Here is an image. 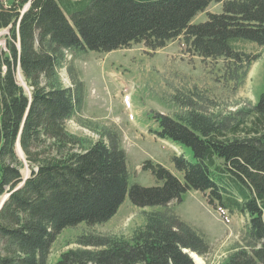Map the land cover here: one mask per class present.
Returning a JSON list of instances; mask_svg holds the SVG:
<instances>
[{"label": "trees", "instance_id": "obj_1", "mask_svg": "<svg viewBox=\"0 0 264 264\" xmlns=\"http://www.w3.org/2000/svg\"><path fill=\"white\" fill-rule=\"evenodd\" d=\"M211 3L221 12L191 23ZM0 0V8H2ZM27 4L0 54V264H47L56 236L79 223L109 220L126 194L137 207H166L187 190L213 210L247 216L245 245L220 264H264V83L256 102L223 119L189 110L155 113L158 138L189 154H173L175 172L143 162L159 184L128 186L126 155L115 136L85 144L65 122L80 104L60 85L63 51L109 52L142 43L162 48L183 35L201 58L239 59L236 43L264 45V0H19ZM14 26V27H13ZM9 30V28H8ZM247 59V64L252 62ZM2 66L4 69L2 70ZM19 66L28 90L17 83ZM19 141L24 159L16 152ZM27 164L29 175L21 169ZM130 238L81 235L53 264H195L205 239L169 211H151Z\"/></svg>", "mask_w": 264, "mask_h": 264}, {"label": "rangeland", "instance_id": "obj_2", "mask_svg": "<svg viewBox=\"0 0 264 264\" xmlns=\"http://www.w3.org/2000/svg\"><path fill=\"white\" fill-rule=\"evenodd\" d=\"M18 1L2 0L0 45L5 40L6 48L0 46V54L8 51L7 40L14 39L8 24L15 25L17 17L27 7L26 4L16 9ZM220 12L221 4L211 3L194 16L191 23L204 22L207 13ZM8 28V35L2 37ZM235 48L239 59L233 62L193 54L183 35L156 50L142 43L109 52L65 50L57 63L59 82L74 90L80 99L79 106L65 122L66 130L81 138L84 147L97 140L106 143L109 136H115L126 155L128 186H156L159 183L155 177L141 169L143 162L159 163L175 172L170 158L175 153L188 155L189 151L151 132L158 129L153 119L155 113L179 117L194 110L219 120L235 111L251 108L258 99L264 83V45L240 42ZM252 58L248 65L247 59ZM14 76L27 91L19 66ZM16 152L23 160L17 148ZM29 172L25 164L21 169L23 178ZM5 196L1 197L0 206ZM151 211L173 213L205 239L206 255L199 257L190 253L195 264H220L245 245L247 216L228 212L221 216L208 206L200 191L187 190L180 201L170 202L166 207H137L126 194L116 213L104 223H79L63 229L51 245L47 264H53L67 249L77 248L76 238L81 235L130 238L143 226L145 213Z\"/></svg>", "mask_w": 264, "mask_h": 264}, {"label": "built area", "instance_id": "obj_3", "mask_svg": "<svg viewBox=\"0 0 264 264\" xmlns=\"http://www.w3.org/2000/svg\"><path fill=\"white\" fill-rule=\"evenodd\" d=\"M5 35H8V30L7 29L4 30V34L2 35V37L5 36ZM0 46L5 50V40H2V45H0Z\"/></svg>", "mask_w": 264, "mask_h": 264}, {"label": "water", "instance_id": "obj_4", "mask_svg": "<svg viewBox=\"0 0 264 264\" xmlns=\"http://www.w3.org/2000/svg\"><path fill=\"white\" fill-rule=\"evenodd\" d=\"M20 69V68H19ZM16 148H17V150H19L20 151V153H21V156L23 157L24 155H23V152H22V150H21V148H20V145H19V142H18V139H17V141H16ZM26 178V177H25ZM25 178H23V179H25ZM6 197V196H5ZM4 197V198H5ZM4 198H3V200H4Z\"/></svg>", "mask_w": 264, "mask_h": 264}, {"label": "bare ground", "instance_id": "obj_5", "mask_svg": "<svg viewBox=\"0 0 264 264\" xmlns=\"http://www.w3.org/2000/svg\"><path fill=\"white\" fill-rule=\"evenodd\" d=\"M8 30V29H7ZM9 31V30H8ZM6 48V47H5ZM191 255V254H190ZM192 256L194 257V258H196V259H198L194 254H192Z\"/></svg>", "mask_w": 264, "mask_h": 264}]
</instances>
